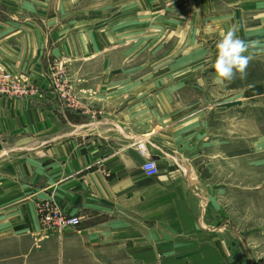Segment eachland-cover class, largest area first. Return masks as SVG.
Returning a JSON list of instances; mask_svg holds the SVG:
<instances>
[{
	"label": "crops",
	"instance_id": "1",
	"mask_svg": "<svg viewBox=\"0 0 264 264\" xmlns=\"http://www.w3.org/2000/svg\"><path fill=\"white\" fill-rule=\"evenodd\" d=\"M0 2V62L39 89L0 99V264H242L224 173L240 168L243 81L220 82L208 45L236 25L263 67L264 0H123L53 32ZM115 28L126 50L103 43ZM47 200L81 225L43 230Z\"/></svg>",
	"mask_w": 264,
	"mask_h": 264
},
{
	"label": "rangeland",
	"instance_id": "2",
	"mask_svg": "<svg viewBox=\"0 0 264 264\" xmlns=\"http://www.w3.org/2000/svg\"><path fill=\"white\" fill-rule=\"evenodd\" d=\"M26 1L30 4L31 18L44 21V24L49 25L48 30L53 32L57 28L58 21H65L68 24L73 20L87 19L90 13H96V11L101 13L106 5L114 7L123 0ZM5 8L7 7L0 2L2 18L5 17L3 12ZM76 31L77 29H71L72 33ZM113 31L109 38H106V33H101L103 43L110 41L107 46L113 47L114 51L126 50L127 45H122L121 37L116 35L118 30L115 28ZM216 45L209 44L210 51L217 50ZM128 48L130 51H137V46L133 42L128 45ZM137 62L141 63V60L131 61V66H135ZM0 66L3 67L1 62ZM131 78L137 80L138 77L134 75ZM242 81L243 127L240 168L235 173L228 170L224 173L226 183L236 184L241 189L240 196L231 195L230 203L226 205L229 211L228 219L232 224L235 223L236 228L240 227L241 234L238 247L237 245L229 247V257L241 261L242 264H251L252 259L256 261V264H264V64L259 68L248 67L247 75ZM226 95V98H229L232 93L227 92ZM251 118L252 123H249ZM215 174L217 176V171Z\"/></svg>",
	"mask_w": 264,
	"mask_h": 264
},
{
	"label": "built area",
	"instance_id": "3",
	"mask_svg": "<svg viewBox=\"0 0 264 264\" xmlns=\"http://www.w3.org/2000/svg\"><path fill=\"white\" fill-rule=\"evenodd\" d=\"M58 91L65 99L72 98L70 91H66L63 84L58 86ZM39 94V89L33 83L9 72L0 66V99H29ZM143 156H147L144 146L139 147ZM143 170L147 177H155L159 174L157 163L148 158L143 164ZM39 221L43 230H65L77 228L81 225L78 216L70 215L51 200L42 201L37 205Z\"/></svg>",
	"mask_w": 264,
	"mask_h": 264
},
{
	"label": "clouds",
	"instance_id": "4",
	"mask_svg": "<svg viewBox=\"0 0 264 264\" xmlns=\"http://www.w3.org/2000/svg\"><path fill=\"white\" fill-rule=\"evenodd\" d=\"M237 32L238 27L231 26L221 33V39L216 45L217 55L213 67L220 82L233 81L237 78V74L239 78L244 79L247 75V68L254 59L249 49L255 47V42L241 39Z\"/></svg>",
	"mask_w": 264,
	"mask_h": 264
}]
</instances>
